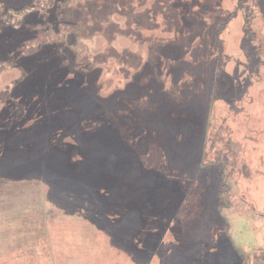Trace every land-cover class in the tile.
Segmentation results:
<instances>
[{
    "label": "rangeland",
    "instance_id": "374dc122",
    "mask_svg": "<svg viewBox=\"0 0 264 264\" xmlns=\"http://www.w3.org/2000/svg\"><path fill=\"white\" fill-rule=\"evenodd\" d=\"M24 1L0 0V264H263L264 0H52L6 33Z\"/></svg>",
    "mask_w": 264,
    "mask_h": 264
},
{
    "label": "flooded vegetation",
    "instance_id": "af4514ba",
    "mask_svg": "<svg viewBox=\"0 0 264 264\" xmlns=\"http://www.w3.org/2000/svg\"><path fill=\"white\" fill-rule=\"evenodd\" d=\"M52 0H28L24 1L23 3L13 6L11 8L7 9L6 15L3 16L5 20H11L12 22L6 21V26L11 31H7L6 33H9L13 35L17 31H30L36 35L40 32V12L43 9L46 8V6L50 5ZM251 1H257V0H251ZM63 2V1H59ZM247 11V10H246ZM257 15H247L245 13L246 17V35L247 37H250L248 35L249 29H252V22L257 20ZM4 27V26H3ZM0 32H2V26H0ZM205 264H209V261H206ZM264 264V263H263Z\"/></svg>",
    "mask_w": 264,
    "mask_h": 264
},
{
    "label": "trees",
    "instance_id": "16d2710c",
    "mask_svg": "<svg viewBox=\"0 0 264 264\" xmlns=\"http://www.w3.org/2000/svg\"><path fill=\"white\" fill-rule=\"evenodd\" d=\"M62 1V0H61ZM103 2V1H102ZM100 3L101 2H99L98 0H96L95 2H93L91 5H94L95 7L96 6H100ZM121 4L124 6V3L123 2H121ZM76 8H78V9H83V8H85V10L87 9V8H89V7H87V4H85V5H81L80 3L79 4H77L76 5ZM55 16H56V19H58L59 17H58V15L54 12L53 13ZM59 22H60V20H59ZM60 24H62L61 22H60Z\"/></svg>",
    "mask_w": 264,
    "mask_h": 264
},
{
    "label": "crops",
    "instance_id": "0c3cea01",
    "mask_svg": "<svg viewBox=\"0 0 264 264\" xmlns=\"http://www.w3.org/2000/svg\"><path fill=\"white\" fill-rule=\"evenodd\" d=\"M3 203H5V202H1L0 205H2Z\"/></svg>",
    "mask_w": 264,
    "mask_h": 264
}]
</instances>
